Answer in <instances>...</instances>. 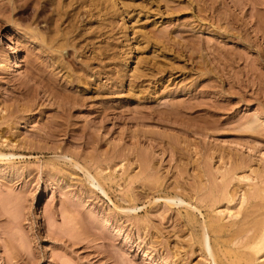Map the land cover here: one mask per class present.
<instances>
[{
  "label": "rangeland",
  "instance_id": "obj_1",
  "mask_svg": "<svg viewBox=\"0 0 264 264\" xmlns=\"http://www.w3.org/2000/svg\"><path fill=\"white\" fill-rule=\"evenodd\" d=\"M258 227L264 0H0V264H264Z\"/></svg>",
  "mask_w": 264,
  "mask_h": 264
},
{
  "label": "bare ground",
  "instance_id": "obj_2",
  "mask_svg": "<svg viewBox=\"0 0 264 264\" xmlns=\"http://www.w3.org/2000/svg\"><path fill=\"white\" fill-rule=\"evenodd\" d=\"M43 10V9H42ZM60 17V16H59ZM56 21V20H55ZM34 22H32V23H30V26H31V24H32V26H35L34 27V30L36 31V32H38L39 34H41L42 35V33H41V31L39 30V29H41V28H39L38 27V24H33ZM30 26H28L29 28H31L32 29V26L30 27ZM20 28V27H19ZM28 29V28H27ZM29 30V29H28ZM29 31H31V30H29ZM33 31V30H32ZM31 31V32H32ZM35 31H33V32H35ZM57 32V31H56ZM26 33H29V32H26ZM31 36H32V34H31ZM34 36V35H33ZM43 36V35H42ZM45 36V35H44ZM44 36L42 37V38H40L41 39V41L43 40V42L46 40L45 38H44ZM55 36V35H54ZM35 38V37H34ZM36 39V38H35ZM45 39V40H44ZM61 39V38H60ZM65 39V38H64ZM47 41L48 42H51L52 41V39H50L49 38V40L47 39ZM46 41V42H47ZM54 42V41H53ZM52 42V43H53ZM46 44H48V43H46ZM49 44H51V43H49ZM48 44V46H50ZM56 44V43H55ZM62 44V43H61ZM41 45H43L42 43H41ZM52 46H53V44H52ZM62 47H63V45H62ZM42 48H43V46H42ZM45 48V47H44ZM43 48V49H44ZM38 49V48H37ZM40 49V48H39ZM42 49V50H43ZM48 49V48H47ZM53 49V48H52ZM51 49H48L47 51H50ZM54 50H55V47H54ZM44 51V50H43ZM46 51V50H45ZM52 51V50H51ZM40 52V51H39ZM42 53H44V52H42ZM41 53V54H42ZM39 54V53H38ZM46 61V60H45ZM47 63V62H46ZM51 63V62H50ZM43 65V64H42ZM52 65V64H51ZM45 66V65H44ZM54 66V65H53ZM35 68V67H34ZM40 68V67H39ZM42 68V67H41ZM55 68V67H54ZM57 70V69H56ZM45 71V70H44ZM31 72H32V70H31ZM46 72V71H45ZM36 73V72H35ZM40 74V73H39ZM45 79V78H44ZM173 113V112H172ZM164 114V113H163ZM171 114V113H170ZM178 114V113H177ZM180 114V113H179ZM251 127V126H250ZM158 183V182H157ZM155 184V183H154ZM226 190V189H225ZM220 192V191H219ZM224 192V191H223ZM229 194V193H228ZM177 197V196H176ZM243 198H245V197H243ZM222 199V198H221ZM242 199V198H241ZM174 200V199H173ZM180 200V199H179ZM244 201V200H243ZM179 203H180V201H178ZM242 202V201H241ZM178 203V204H179ZM241 204V203H240ZM244 204V203H243ZM190 205V204H189ZM258 205V204H257ZM254 206H256V205H254ZM253 206V207H254ZM263 207V206H262ZM234 209V208H233ZM236 209V208H235ZM240 209V208H239ZM231 210V209H230ZM256 212V211H255ZM236 214V213H235ZM253 214H254V212H253ZM238 218V217H237ZM244 218H246V217H244ZM249 219V218H248ZM263 220V219H262ZM254 223V222H253ZM213 224V223H212ZM257 224V223H256ZM260 224H262V223H260ZM218 224H216V225H214V228H215V230H213V232H215L216 231V233H218V234H223L224 232H222V230L221 229H224V226L222 227L221 226V228L219 227V226H217ZM226 226V225H225ZM248 229V228H247ZM252 229V228H251ZM206 230V229H205ZM246 230V229H245ZM248 230H250V229H248ZM248 230H246V231H244L243 229L241 230V231H239L240 233H235L234 234V236L232 235V236H230L231 238L230 239H228L229 241H225V242H227V244L229 243V244H231L232 242V244H234V241L235 240H238V242L239 241H241V240H243L244 242H245V246H247V245H250L251 246V249L255 252V255H259V254H261L262 252H263V250H264V230L263 229H260L259 227L258 228H256L255 229V231L253 232V235H250V237L248 236V234H247V232H248ZM207 233V232H206ZM248 233H250V232H248ZM207 235V234H206ZM206 239H208V238H206ZM246 239V240H245ZM242 243V242H241ZM207 245H208V248L210 249V246H209V243H208V241H207ZM206 248V247H205ZM250 249V248H249ZM231 250V249H230ZM233 251V250H232ZM210 256L212 257V258H214L213 257V253H212V250L210 249ZM230 254V253H229ZM253 256V255H252ZM260 256V255H259ZM258 256V257H259ZM249 257V256H248ZM253 259V258H252ZM258 259H260V258H258ZM216 263V262H215ZM249 263V262H248Z\"/></svg>",
  "mask_w": 264,
  "mask_h": 264
}]
</instances>
